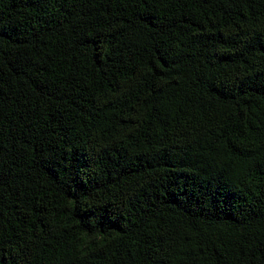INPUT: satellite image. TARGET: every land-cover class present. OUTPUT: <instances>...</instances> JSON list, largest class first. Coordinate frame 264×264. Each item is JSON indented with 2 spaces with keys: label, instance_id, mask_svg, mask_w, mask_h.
<instances>
[{
  "label": "trees",
  "instance_id": "1",
  "mask_svg": "<svg viewBox=\"0 0 264 264\" xmlns=\"http://www.w3.org/2000/svg\"><path fill=\"white\" fill-rule=\"evenodd\" d=\"M0 264H264V0H0Z\"/></svg>",
  "mask_w": 264,
  "mask_h": 264
}]
</instances>
